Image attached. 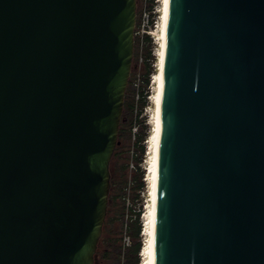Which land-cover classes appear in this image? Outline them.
I'll return each mask as SVG.
<instances>
[{
  "label": "water",
  "instance_id": "water-1",
  "mask_svg": "<svg viewBox=\"0 0 264 264\" xmlns=\"http://www.w3.org/2000/svg\"><path fill=\"white\" fill-rule=\"evenodd\" d=\"M137 0H0V264H94ZM155 264H264V0H170Z\"/></svg>",
  "mask_w": 264,
  "mask_h": 264
},
{
  "label": "rangeland",
  "instance_id": "rangeland-1",
  "mask_svg": "<svg viewBox=\"0 0 264 264\" xmlns=\"http://www.w3.org/2000/svg\"><path fill=\"white\" fill-rule=\"evenodd\" d=\"M164 0H137V26L135 29V51L132 74L127 88L126 102L119 135V145L111 160V190L109 195L107 218L119 211L124 202L131 209H143V216L151 204V187L149 182V140L155 128L154 113L156 94L154 75L158 70V52L161 49V23ZM154 21L153 25L151 22ZM151 72V82L145 86V78ZM148 93V103L141 110V92ZM144 137V140L142 138ZM145 146L144 154L141 147ZM144 184L143 187L141 185ZM148 207V208H147ZM132 216L129 213V217ZM128 220V217L126 218ZM110 234L106 235V243L100 241L94 264H133L135 256L132 252L133 239L127 231L118 241L116 234L119 223L110 220ZM104 236V234H103ZM102 236V237H103ZM142 248L144 234L142 230ZM122 245V254L117 258L116 247ZM140 264H142L141 250ZM114 259H116L114 261Z\"/></svg>",
  "mask_w": 264,
  "mask_h": 264
},
{
  "label": "bare ground",
  "instance_id": "bare-ground-1",
  "mask_svg": "<svg viewBox=\"0 0 264 264\" xmlns=\"http://www.w3.org/2000/svg\"><path fill=\"white\" fill-rule=\"evenodd\" d=\"M170 0H164V9L161 23V49L158 52V70L154 75L155 91L153 96L155 101L154 123L155 128L149 140L148 154L149 158V182L151 189V204L143 216L144 221V246L142 248V264H155V246H156V219H157V194L159 177V157L160 141L162 132V105L164 92V74L165 57L167 48V25L169 19ZM147 207V208H148Z\"/></svg>",
  "mask_w": 264,
  "mask_h": 264
},
{
  "label": "trees",
  "instance_id": "trees-1",
  "mask_svg": "<svg viewBox=\"0 0 264 264\" xmlns=\"http://www.w3.org/2000/svg\"><path fill=\"white\" fill-rule=\"evenodd\" d=\"M154 21L151 22V24L153 25ZM151 72H148L146 78H145V86H149L150 82H151V77H150ZM148 93H145V90L141 92V110L144 109V107L147 105L148 103ZM127 104L126 102V98H125V105ZM125 107V106H124ZM125 122V120H122L121 125H123V123ZM120 132H121V128H120ZM120 135V133H119ZM142 140H144V137L142 138ZM120 143V142H119ZM119 145V144H118ZM118 147V146H117ZM117 149V148H116ZM146 151L145 146L143 145L141 147V152L142 154H144ZM116 152V151H115ZM115 154V153H114ZM111 169V167H110ZM144 184L141 185V187H143ZM142 207L139 210L136 209H131L129 206H126V203L124 202V204L122 205V207L119 209V211H115V213H113V215L111 214L109 216V218H106V221L104 223V228H103V234L101 236V243L107 241L106 239V235L110 234V229H111V224L109 223L110 220H115L116 222L119 223L118 225V230L116 232V234L119 235L118 241H122V235L124 234L125 231H127V233H129L130 237L133 239V246H132V252L133 255L135 256V260L133 264H140V253L142 250V230H143V226H142V221H141V216H142ZM129 213H131L132 216L129 217ZM128 217V220H126V218ZM100 244V242H99ZM99 247V245H98ZM115 254H117V258L120 257V255L122 254V245L120 244L119 247H116L115 249ZM96 256V255H95ZM116 259H114L115 261Z\"/></svg>",
  "mask_w": 264,
  "mask_h": 264
}]
</instances>
